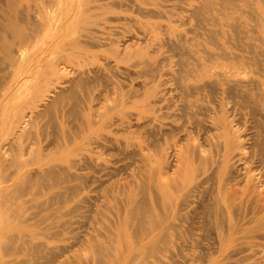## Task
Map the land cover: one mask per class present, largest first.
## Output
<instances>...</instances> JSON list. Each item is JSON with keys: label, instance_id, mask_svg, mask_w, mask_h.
<instances>
[{"label": "bare ground", "instance_id": "bare-ground-1", "mask_svg": "<svg viewBox=\"0 0 264 264\" xmlns=\"http://www.w3.org/2000/svg\"><path fill=\"white\" fill-rule=\"evenodd\" d=\"M263 8L264 0H0V122H13L12 143L53 118L66 85L85 92L74 134L63 111L61 149L34 160L37 143L19 145L24 159L13 158L0 181V264H264V82L253 45L264 36ZM194 20L199 28L186 29ZM74 23L93 26L98 39L89 40L107 51L70 39ZM52 56L55 66L45 61ZM70 58L83 62L71 68ZM25 69L49 79L43 103L24 91ZM130 76L138 88L125 87ZM9 93L23 99L15 110L3 107L15 100ZM114 150L129 159L123 170L106 156ZM88 203V230L79 246L68 243Z\"/></svg>", "mask_w": 264, "mask_h": 264}, {"label": "rangeland", "instance_id": "rangeland-1", "mask_svg": "<svg viewBox=\"0 0 264 264\" xmlns=\"http://www.w3.org/2000/svg\"><path fill=\"white\" fill-rule=\"evenodd\" d=\"M247 8V9H246ZM243 10H247L248 11V7H244L243 6V8H242ZM263 11H264V8L262 9ZM59 17V16H58ZM248 19V18H247ZM55 20H56V18H55ZM248 20H250V19H248ZM75 24V26L71 29V31H72V33H71V35H70V39H73V40H76V42L78 43V45H80V47H82V49H85V50H89L90 52H92V53H94V54H100V53H104L105 51H107L106 49H107V47H102L101 46V44H99L101 47H99V45L97 44L96 45V43H95V45L93 44V41H91V40H89V36L88 35H90V37L92 36V37H94L95 39H93V40H97L98 39V37H97V35H99L98 33H96V30L95 29H92L93 28V26L91 27V26H89L90 28H88V26H86L85 24H83V23H80V25L78 24H76V23H74ZM73 24V25H74ZM82 25V26H81ZM189 25V26H188ZM195 26H197L198 27V24L196 23V21L194 20V23L193 24H191V23H187L186 25H185V27H186V29H188V28H191V27H195ZM263 26H264V24H263ZM81 27V28H80ZM86 28V29H85ZM87 28H88V30L89 31H87ZM199 28V27H198ZM76 29V30H75ZM134 29H136V28H134ZM78 31V32H77ZM92 31V33H94L95 35L93 36V34L92 33H90ZM120 31L121 32H123V30H122V28L120 29ZM82 33V34H81ZM85 33V34H84ZM87 33V34H86ZM89 33V34H88ZM264 33V32H263ZM81 34V35H80ZM84 35H86V36H84ZM263 35V34H262ZM261 35V37H262V39H261V41H260V38L259 39H255V40H253V45H254V49H255V51H256V54H255V56L258 58V61H259V59H262V60H260L261 61V63L260 62H258L261 66V69H259V67H258V71H259V74L257 73V74H254L255 75V77H256V80H262L263 82H264V53L263 52H261L262 54H263V56H261V54L259 55V53L260 52H258V51H262V50H264L263 48H264V43H262L263 41H264V36H262ZM82 36V37H81ZM96 36V37H95ZM80 37V41L81 42H79V40L78 39H75V38H79ZM88 37V38H87ZM260 42H259V41ZM129 42H131V41H129ZM74 43V42H73ZM261 43V44H260ZM255 45H257V46H259V47H257V46H255ZM85 46V47H84ZM29 50H28V55L31 53V51H32V48H28ZM256 49H259V50H256ZM260 49H262V50H260ZM55 55H57V57H58V54H55ZM254 55H253V53L251 54V57H253ZM56 57V59H55V57H50L51 58V60H50V58L48 57L47 59H49V60H45L46 61V64H53V62H55L54 64H53V66H55L56 64H58L59 62H60V60L58 59ZM263 57V58H262ZM52 58H53V60H52ZM55 59V60H54ZM58 59V60H57ZM58 61V63H57V61ZM53 61V62H52ZM69 62L71 63V66H73V67H71V68H74V66H77L79 63H81V62H83L82 61V59L81 58H74L73 60H72V58H70V60H69ZM69 63V64H70ZM73 63V64H72ZM258 64V65H259ZM262 66H263V68H262ZM16 67H18L19 68V65H17ZM1 69H0V73L1 74H4V70H2V68H4V67H0ZM73 71V70H72ZM23 72V75H26V82L24 81V85H22L24 88V91L27 93H30L29 95L30 96H35L36 98H38L39 99V102L41 101V103H43L44 101L42 100L43 98H47V95L45 94V89H46V87H47V85H50L51 86V84H49L48 82H49V79L48 78H46V76L45 75H41V76H39L38 78H37V80H32L31 79V77H28V70L27 69H25V71H22ZM0 74V75H1ZM263 74V75H262ZM254 75L253 74H248L247 75V78L246 79H248V78H253L254 77ZM250 76V77H249ZM131 77H134V79L132 80L131 79ZM44 78V79H43ZM136 77L135 76H130L129 78H127V83L125 84L126 86V88H129V87H134L135 86V84L136 85H138V86H136V88H138L140 85L138 84V81H139V79H135ZM130 81H129V80ZM36 81H37V83H36ZM34 82V83H33ZM129 82H131V84L129 83ZM135 82V83H134ZM140 82V81H139ZM133 85V86H132ZM66 87H67V89H68V92H67V89L66 90H64V92H65V94L63 95L62 93L60 94V95H62V96H57V98L59 99V101H60V98L62 99L63 97H64V99H62L58 104L59 105H57L56 104V102H58L57 101V99H56V102L55 101H53L54 103H52V104H50L51 106L53 105V106H55V104H56V107H57V110H56V107H53V113H55V115L53 114V118L52 119H50L48 116L46 117V118H44V119H47V121H45L44 119L39 123V125H38V127L39 128H37L36 127V129L33 131L35 134L34 135H36V137L33 135V133H32V135L35 137V139H34V137H31L30 135V137L28 138L27 136L24 138L23 137V139L22 138H20V140H16V141H13V143L14 142H19L18 144L17 143H12V140H13V138H14V133H13V130L11 129V126L13 125V122L12 123H10L9 124V128H7L6 126H4L3 125V123L2 122H0V147H1V145H2V142H4V140H6V141H9V143L10 144H12V149L9 147L8 148V146L7 147H4V149H3V152L5 151L6 153L4 154V155H6L5 156V158L4 159H6V161L3 163V164H0L1 166H0V174H2V175H0V181H2L3 180V176L5 175V176H10V174H11V172L15 169V167L13 168V164H10L11 163V160H13V158H16V160H19V159H21V161L24 159V156L22 155L21 157H20V153H22L23 152V150L20 148H18L19 147V145H28V144H30L31 146H32V143H37V146L36 145H34L33 144V146L36 148V150H35V148H34V150L36 151L35 153H36V155H35V157H33V159L35 160L36 159V157L38 158L40 155H42L40 152L42 151L43 153H45V154H48V155H53V153H55L58 149H61V147H62V144L64 143V141L66 140V138H65V136L70 132V133H72V134H74L75 133V131H78L80 128H81V126L83 125V123H82V118H83V115H82V110H81V108H82V106H83V103H81V101L82 102H84V93L85 92H81V89L80 90H76V89H74V90H76V92L75 91H73L72 89H69L70 87H69V85H66ZM70 90V91H69ZM77 91H78V93H77ZM63 92V91H62ZM67 92V93H66ZM73 92H75L74 93V97L72 96V93ZM27 93V94H28ZM33 93V94H32ZM71 93V94H70ZM15 94V93H14ZM66 94H68V95H66ZM46 95V96H45ZM68 97H66V96ZM71 95V96H70ZM77 96V99H76V96ZM81 97H80V96ZM7 96H9L10 98H14L13 100L14 101H12L11 103H9L8 105H4L3 107L4 108H9L10 107V109L12 110H15V108H13V107H16V105H18V103L19 102H22L23 101V99L22 98H20V100H19V98L18 97H16V95H12V94H7ZM14 96V97H13ZM44 96V97H43ZM78 96H79V99H78ZM31 97V98H32ZM41 97H42V99H41ZM67 98V99H66ZM82 98V99H81ZM4 103H6V102H4ZM23 104V103H22ZM12 105V106H11ZM21 105V104H20ZM24 106V105H23ZM23 106H20L21 108H22V110L23 109H25V106L26 107H30L29 105H25L24 106V108H23ZM51 107V108H52ZM75 107L77 108H79V110H77V112H76V109H75ZM17 109H19V107L17 106ZM59 109V110H58ZM61 109V110H60ZM70 109H75V110H71L70 111ZM20 110V109H19ZM65 110V111H64ZM66 112V113H64V112ZM80 111V113L79 114H77L78 112ZM61 112V113H60ZM73 112H76V114H74ZM242 112V113H241ZM246 111L244 110V109H240V113L241 114H244ZM64 113V115H66L65 116V119H66V124H67V126H66V128H67V130H65V131H68V133L66 134L65 133V131H62L61 129H60V121H61V117H62V114ZM71 113V114H70ZM60 115V118L58 117ZM56 116V117H55ZM263 117H264V114L262 115ZM56 118V121L54 120L55 118ZM244 117V115L242 116V118ZM50 119V121H48ZM261 119H262V117H261ZM51 120L53 121V122H51ZM263 121H264V118L262 119ZM262 121V122H263ZM43 122H45V124L43 123ZM42 123V124H41ZM133 123H134V121H133ZM136 123H134V125H135ZM143 124V123H142ZM43 125V126H42ZM59 125V126H58ZM139 124H136V126H138ZM140 126H142L141 124H140ZM139 126V127H140ZM6 127V129H7V131H5L4 132V140L2 141V137L1 136H3L2 134H1V132H3V129ZM139 127H136V129L137 128H139ZM167 128H169V126H166ZM12 128H13V126H12ZM11 129V130H10ZM39 129V130H38ZM144 130H145V132L146 133H150V130H148L147 128L146 129H143V132H144ZM9 131H11V132H9ZM74 131V132H73ZM148 131V132H147ZM9 132V133H8ZM9 135H8V134ZM11 133V134H10ZM8 135V138H6V136ZM10 136V137H9ZM61 137V138H60ZM27 138V139H26ZM32 140H31V139ZM15 140V139H14ZM23 140V141H22ZM30 140V141H29ZM38 142H37V141ZM21 141H22V143H21ZM33 141V142H32ZM30 142V143H29ZM57 143H59V144H57ZM16 145V146H15ZM57 146V147H56ZM17 147V148H16ZM56 147V148H55ZM8 148V149H7ZM16 151V153H15V151ZM9 150V151H8ZM18 150V151H17ZM19 150H21V151H19ZM56 150V151H55ZM7 151H8V154H7ZM13 152V153H12ZM20 152V153H19ZM12 153V154H11ZM113 153H115L113 156H112V154H109V152H107L106 153V156H108V157H111L112 159H113V161L115 162V166H116V168H118L119 167V170H123V166H125L126 165V162L129 160V159H126V158H128L124 153H122L121 151H118V150H114L113 151ZM8 155V156H7ZM14 155V156H13ZM39 155V156H38ZM10 158V162L9 161H7V159H9ZM25 158H27V156H25ZM126 160H125V159ZM14 161V160H13ZM9 162V166L7 165V163ZM13 165V166H12ZM4 166L5 167H7V168H4ZM124 170H125V167H124ZM9 173V174H8ZM7 177H5V178H7ZM2 179V180H1ZM48 182V181H47ZM46 182V183H47ZM45 185H47V184H44L43 186H42V188L43 187H45ZM46 188V187H45ZM44 189V188H43ZM46 190V189H45ZM50 191V190H49ZM48 192V191H47ZM92 204H90V203H88L87 204V206L83 209L84 210V212H82L81 214H83L84 216H81L80 218H78V221H75L74 222V226H73V228H71L70 229V232L68 233V243L71 241V243H73V241L75 242V244H77V246H79L80 245V241H81V236H83V234H85V232L88 230V220H89V215H91L92 214V206H91ZM35 209H31V210H29V212H31L32 213V215H33V211H34ZM29 212H27V215H30V216H28V217H30V219H32V218H36V220H38V218L36 217V214H35V216L34 217H32L31 216V213H29ZM1 219V218H0ZM35 219H33L32 221H34ZM35 220V221H36ZM80 220V221H79ZM1 222V221H0ZM77 222V223H76ZM2 223V222H1ZM38 224L40 225L38 228L40 229V230H42L43 228H40V227H43V224L41 223H39L38 222ZM37 223H36V225H38ZM12 227H14V229H16L15 231H17L18 229H19V227H20V224H10ZM105 259H106V261L109 259L108 257H105ZM33 261H35L34 259L31 261V263H34ZM76 262H74V264H75ZM20 264H23V263H20ZM24 264H27V263H24Z\"/></svg>", "mask_w": 264, "mask_h": 264}]
</instances>
